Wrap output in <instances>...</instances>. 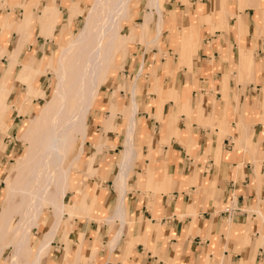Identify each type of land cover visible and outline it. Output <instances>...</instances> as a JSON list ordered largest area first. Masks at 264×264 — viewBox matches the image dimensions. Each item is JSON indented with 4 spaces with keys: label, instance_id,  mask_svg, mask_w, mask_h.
Returning <instances> with one entry per match:
<instances>
[{
    "label": "crops",
    "instance_id": "1",
    "mask_svg": "<svg viewBox=\"0 0 264 264\" xmlns=\"http://www.w3.org/2000/svg\"><path fill=\"white\" fill-rule=\"evenodd\" d=\"M41 2L63 20L61 0ZM14 4L0 5L4 185L21 132L15 138L14 127L40 97L36 56L52 40L39 33L32 5L19 48ZM162 6L146 21L150 10L141 12L122 70L100 88L88 114L90 148L73 170L84 167L70 176L69 203L38 264H264V0ZM142 24L152 45L140 43ZM23 64L30 69L20 77Z\"/></svg>",
    "mask_w": 264,
    "mask_h": 264
},
{
    "label": "bare ground",
    "instance_id": "2",
    "mask_svg": "<svg viewBox=\"0 0 264 264\" xmlns=\"http://www.w3.org/2000/svg\"><path fill=\"white\" fill-rule=\"evenodd\" d=\"M130 3L131 0H91L86 13H82L80 30L66 46L58 45L56 48V65L51 69L56 82L50 96H46L45 90L42 92L45 103L29 119L23 131L24 139L29 137L34 128L43 127L47 140L42 144L36 139L33 146L18 155L5 178L9 179V183L0 201V257L4 249L11 248L7 264H38L40 250L49 248V241L65 214L63 199L69 191L68 173L74 162L83 156L87 115L100 92L102 79L111 68L115 51L126 39L120 36V29L122 21L128 19ZM146 8L150 10V15H146L145 21L151 18L153 12L160 13L158 0H148ZM29 19V11H26L19 23L21 31L29 29L26 23ZM55 24L56 18L47 26L50 35H53ZM40 26L41 21L39 28L43 33ZM142 32H145L144 24ZM23 43L24 39L20 36L18 47ZM45 58L51 59V56L43 55L42 60ZM28 69L30 64H23L20 77ZM37 72L41 71L38 69ZM133 124L131 120L129 128ZM73 134H76L75 139H79L80 144L77 151L69 154ZM35 148L38 150L35 151ZM68 157L69 162L65 164ZM17 195L20 199L14 202ZM45 206L53 209L55 220L50 230L43 234L41 244L31 259L29 232L39 227ZM14 210L19 215L15 216L12 227L8 228ZM23 255L26 258L24 261L21 260Z\"/></svg>",
    "mask_w": 264,
    "mask_h": 264
},
{
    "label": "rangeland",
    "instance_id": "3",
    "mask_svg": "<svg viewBox=\"0 0 264 264\" xmlns=\"http://www.w3.org/2000/svg\"><path fill=\"white\" fill-rule=\"evenodd\" d=\"M8 1L9 0H1L0 1L1 4L0 5H2V4L4 5ZM26 1L25 0H15L14 7H16V10H15V13H14V21H15L16 26H19V23H20L21 19L23 18L24 14L26 13V11H29V16H31L30 8H31L32 5H36V7L33 10H34V12H38L39 9H40L41 17L39 18V24L38 25H40V21H41V26L40 27H41V29H42L44 34L40 32V28H39V33L41 35H43L45 38L49 37L52 40H54L55 44H54V42L52 40H50V42L48 43L47 47L44 50H42L41 53L38 56H36V58H39L43 54V55L48 56V57L51 56V59L45 58V59L42 60L43 55L39 59V61H38L39 68L38 69L41 72H40V77L38 78V81H37V86H39L40 88H37V87L36 88H37V91H38L37 97L40 96L39 97L40 99L38 98L39 100L36 101L33 98H37V97H33V96H30L29 98L26 99V101L28 103H30L32 99H33V101H32V103L30 105H28L29 109H28L27 112H25L26 114L24 115V117H22L16 123V126L14 127L15 138H16V131L17 130H21V132L18 131L19 132L18 139L16 138V140H17V142H16L17 143V145H16L17 146V151L14 154L13 158L9 160L8 165H7V170H6L5 174H4L5 177L2 178L4 183H5V185L3 184V182L0 183V188L2 187V191H1V195H0V201H2V199L4 198L5 191H6V188H7V184L9 183V182L7 183V180L9 181V179H5V178L9 174L11 168L13 167L14 161L16 160L18 155H21L26 148H29L30 146H33L32 144H34L36 139H39L42 144H44L46 142V140H47V136H46V134H44L43 127L34 128L30 132L29 137L28 138H24V139H23V131L25 130L29 119L31 117H33L36 114V112L38 111L39 107H41L45 103L44 98L41 97L42 92L45 90V93L47 94L46 96H50V94L52 92V89H53L54 84L56 82V77L53 75L51 69H53V67H55V65H56V48H57V46L58 45L66 46L68 44L69 40H71L74 37V35H76L77 32L80 30L82 22H83V14L82 13H86V11L88 9V4H89V2L91 0H61V4L65 5L64 6L65 8H61L59 6V8L61 10V13L63 15V20L60 22L59 19H58L57 22H56L57 26L55 24L56 30L54 32H55L56 35H54V34L50 35V30L47 29V26L49 25L50 21L54 20L57 16H60V14L57 15L59 10L56 9L55 7L54 8H51V7L50 8H47V7L43 8L42 2L38 4V0H26ZM22 2H25V3H22ZM147 2H148V0H131V3L129 5V7H128L129 8L128 9V19L122 21V26H121V29H120V36H125L126 39L124 40V42L119 44L117 50L115 51V54L113 55L112 62H111L112 63L111 68H110L111 70L108 73V75L105 78V80L102 79V81H101L102 86L100 87L101 89L106 86L105 82L110 76H113L118 71L122 70V66H123V63H124L126 57H129V55H130L129 51H131V49H132V47L134 45L133 44V41H134V38H135L134 35H135L136 32H140V25L141 24H138L137 22L139 21V18L141 16V12L144 11V10L146 11ZM162 3H163V0H161V2L159 3V6H160L161 10H164L163 6H162ZM22 6L25 7V11L23 13V16H22V11H23ZM63 9H65L66 11L63 10ZM66 12H67V18H66ZM21 16H22V18H21ZM47 17L49 18V20H48V23L46 24L45 18H47ZM64 18H65V20H64ZM26 23H27L28 27L30 28L31 27L30 26V19ZM18 28H19L20 36H22L24 41H25V34L29 30L21 31L20 27H18ZM63 28H65V29H63ZM37 29H38V27H37V25H35L34 28H33L32 34L36 35L37 34ZM59 29H63V30H61L60 32L56 33V31H59ZM147 32L148 31H146V30H145V32H142V30H141L140 34H141L142 39H141L140 43H144L145 45H152L153 43H151V44H147L146 43L148 38L150 37V35L148 34L147 37L145 38ZM51 51H53V58H52ZM17 69H18V66H16L14 70L17 71ZM44 73H46V74H44ZM29 74L32 75V72H30ZM42 74H44V75H42ZM27 78L24 81H22V83H20L19 85H21V84H23L25 82L27 83L28 82ZM20 80H23V79H20ZM0 88H1V86H0ZM39 90H42V91L39 93ZM97 97H99V95ZM96 99L98 100V98H96ZM34 102H35V106H37V108L35 109V112H33V103ZM14 112H16V111H14ZM3 115H4V117L6 116L5 114H3ZM86 121H87V124H88V115H87V120ZM88 128H89V126H88ZM26 136L27 135H25V137ZM75 137H76V134H73L74 140H73V143H72V148L69 151V154H71L72 152L77 151V147L80 144V140L79 139L78 140L75 139ZM85 140H86V142L84 144V150H83L84 153H85V150L87 151V149L90 148V147H87V146H89L88 144H90V140L87 137H86ZM36 146H39V145H36ZM36 150H38V148H35V151ZM80 160H82V158H80L79 160L74 162L72 169L68 173L67 182H69L70 176H74L75 177L76 175H78V173H80L82 171L84 165L79 167L77 170H73V169L78 167V164H79L78 162H80ZM68 162H69V157L66 159V163L65 164H68ZM25 171H28V170H25ZM70 195L71 194L67 193L63 200L65 202L69 203ZM19 199H20V196L17 195L16 198H14L13 201L14 202H18L17 200H19ZM66 209H67V203H66ZM0 211H1V202H0ZM50 214H51V217L49 216ZM13 215L14 216L12 218L11 223L8 225V228L12 227V225L14 224L13 221H15V216L18 217L19 212L18 211L15 212V210H14L13 211ZM48 216L50 217V221H49L50 223L46 224V221H44V224H46L45 225V230H46V228H48L51 225L52 221L55 220V218H54L55 217V213H54L53 209L51 207H49V206H45L43 208V211H42L41 222H40L39 227L38 228H32L30 230V232H29L30 246L32 247V251L35 250V245L40 241L41 237L39 239H38V237H39V230H40V228H41V226L43 224V218L44 217L47 218ZM10 250H11V248H6V249L3 250V254L1 256V261L2 262L6 263L7 261H9V256H10V253H11ZM25 259L26 258H25L24 255L21 256V260L24 261ZM0 264H1V262H0Z\"/></svg>",
    "mask_w": 264,
    "mask_h": 264
}]
</instances>
